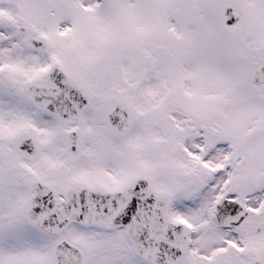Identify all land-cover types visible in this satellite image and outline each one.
I'll use <instances>...</instances> for the list:
<instances>
[{"label": "snow or ice", "instance_id": "snow-or-ice-1", "mask_svg": "<svg viewBox=\"0 0 264 264\" xmlns=\"http://www.w3.org/2000/svg\"><path fill=\"white\" fill-rule=\"evenodd\" d=\"M0 264H264V0H0Z\"/></svg>", "mask_w": 264, "mask_h": 264}]
</instances>
